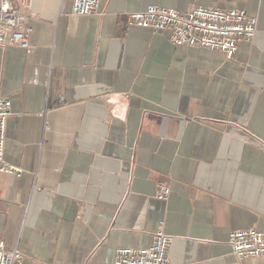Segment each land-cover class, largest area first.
Here are the masks:
<instances>
[{
	"label": "crops",
	"instance_id": "0c3cea01",
	"mask_svg": "<svg viewBox=\"0 0 264 264\" xmlns=\"http://www.w3.org/2000/svg\"><path fill=\"white\" fill-rule=\"evenodd\" d=\"M149 5L245 10L258 32L227 59L129 27ZM21 11L30 48H0L5 160L23 170L0 173L7 249L23 264H114L118 248L151 246L163 221L172 264H264L228 243L264 232V0H102L90 16L73 0H32Z\"/></svg>",
	"mask_w": 264,
	"mask_h": 264
},
{
	"label": "built area",
	"instance_id": "2783aa9c",
	"mask_svg": "<svg viewBox=\"0 0 264 264\" xmlns=\"http://www.w3.org/2000/svg\"><path fill=\"white\" fill-rule=\"evenodd\" d=\"M32 0H0V48L8 46L24 50L30 48L25 30L26 17L22 9L29 8ZM102 0H73V14L90 16L98 13ZM129 27L168 32L175 46L205 48L222 52L232 59L242 42L252 41L258 32V19L240 9L222 10L197 6L188 12L173 8L149 5L145 10L129 14ZM64 101L63 98L60 99ZM12 115V100L3 95L0 88V173L19 176L22 169L5 160L7 121ZM169 188H163L159 199L167 202ZM159 223L151 246L147 248H118L114 264H172L169 250L173 238ZM233 255L239 261L264 258V232L255 228L237 230L228 241ZM24 256L19 248L8 250L0 239V264H23Z\"/></svg>",
	"mask_w": 264,
	"mask_h": 264
}]
</instances>
